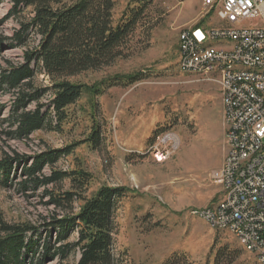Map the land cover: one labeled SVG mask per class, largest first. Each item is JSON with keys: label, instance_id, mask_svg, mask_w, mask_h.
<instances>
[{"label": "rangeland", "instance_id": "1", "mask_svg": "<svg viewBox=\"0 0 264 264\" xmlns=\"http://www.w3.org/2000/svg\"><path fill=\"white\" fill-rule=\"evenodd\" d=\"M140 2L147 7V24L133 37L128 57L74 80L90 86L118 77L122 82L107 88L97 99L85 94L70 109L73 118L63 133L37 132L28 140H12L3 147L9 153L33 157L48 148L59 150L78 143L72 155L56 164L57 170L72 171L81 166L90 173L93 180L88 197L102 187L127 188L129 194L116 213L114 251L120 258L127 257L130 264H213L219 251L230 255L225 264H259L229 232L215 230L193 215L214 207L223 197L222 183L212 174L221 169L227 153V126L219 86L180 71L179 42L184 30L214 28L221 23L215 14L204 15L203 0H116V20L130 5L141 6ZM10 9L9 0L0 6V21ZM17 27V20L10 19L0 26V32L9 37ZM8 62L22 64L23 50H5L0 67H7ZM130 77L141 79L127 85ZM37 84L49 86L50 80L40 76ZM12 100L11 93L0 96V110L5 107L2 118L9 116ZM42 103L47 110L50 98ZM96 103L102 138L94 150L83 142L91 132L89 115ZM167 135L178 139L177 149L165 142ZM163 149L168 154L158 161ZM44 173L49 175L50 168ZM58 188L69 190L70 185L64 182ZM43 193L40 190L27 198L15 188H0L3 217L10 223H43L55 213L53 207L45 205L48 197ZM76 238L77 233L71 241ZM79 257L77 252L69 262Z\"/></svg>", "mask_w": 264, "mask_h": 264}, {"label": "trees", "instance_id": "2", "mask_svg": "<svg viewBox=\"0 0 264 264\" xmlns=\"http://www.w3.org/2000/svg\"><path fill=\"white\" fill-rule=\"evenodd\" d=\"M5 1L0 0V6ZM9 1L11 9L0 26L14 19L18 27L9 37L0 32V55L8 48L22 49L24 62L0 67V96L11 93L13 97L9 116L2 118L5 107L0 110V188H15L27 198L44 190L45 205L55 213L37 225L10 223L0 210V264H130L114 251L116 213L129 194L127 188L102 187L88 197L90 173L81 166L57 170L56 164L72 155L78 143L59 150L48 148L33 157L9 153L3 146L12 140H28L37 132L63 133L73 118L70 109L85 94L97 99L122 82L118 77L90 86L74 80L127 58L133 37L147 24V7L141 2V6L130 5L116 20V0ZM40 76L47 77L50 85H38ZM140 79L130 77L126 84ZM46 97L50 98L47 110L42 103ZM92 108L91 132L83 143L96 150L102 133L97 103ZM46 167L49 175L44 173ZM64 182L69 183V190L58 188ZM77 204L81 206L76 208ZM75 233L77 238L71 241ZM77 252L79 260L70 263ZM228 256L219 251L213 264H225Z\"/></svg>", "mask_w": 264, "mask_h": 264}, {"label": "built area", "instance_id": "3", "mask_svg": "<svg viewBox=\"0 0 264 264\" xmlns=\"http://www.w3.org/2000/svg\"><path fill=\"white\" fill-rule=\"evenodd\" d=\"M203 7L204 15L215 14L221 25L181 33L179 68L219 86L230 137L223 165L212 174L222 183L223 197L193 215L247 242L264 264V0H203ZM254 21L260 23L245 26ZM210 39H222V47H205ZM236 66H258V75L236 73ZM165 142L179 147L174 135ZM166 154L160 150L158 161Z\"/></svg>", "mask_w": 264, "mask_h": 264}, {"label": "bare ground", "instance_id": "4", "mask_svg": "<svg viewBox=\"0 0 264 264\" xmlns=\"http://www.w3.org/2000/svg\"><path fill=\"white\" fill-rule=\"evenodd\" d=\"M222 42V39H210L205 40V47L208 48H218L222 47L221 45H216V43ZM214 44V45H213ZM236 73H246L250 76H257L258 75V66H236ZM226 137H230V126H227V134ZM166 155H164L163 158H165ZM161 158V159H163ZM244 246H246L251 252H252V246L249 245L247 242H241Z\"/></svg>", "mask_w": 264, "mask_h": 264}]
</instances>
